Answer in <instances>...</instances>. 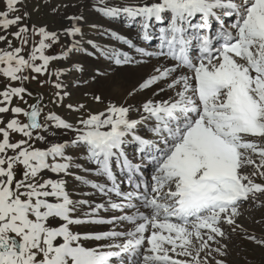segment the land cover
<instances>
[{"label":"snow or ice","instance_id":"obj_1","mask_svg":"<svg viewBox=\"0 0 264 264\" xmlns=\"http://www.w3.org/2000/svg\"><path fill=\"white\" fill-rule=\"evenodd\" d=\"M0 4V264H228L234 236L264 248L240 222L264 212V0H94L135 29L139 45L102 33L131 51L85 41L83 15L57 31L13 15L26 0ZM75 52L144 75L121 100L93 94L103 109L68 103L70 119L48 104L69 96ZM33 81L53 97L30 103Z\"/></svg>","mask_w":264,"mask_h":264},{"label":"rangeland","instance_id":"obj_2","mask_svg":"<svg viewBox=\"0 0 264 264\" xmlns=\"http://www.w3.org/2000/svg\"><path fill=\"white\" fill-rule=\"evenodd\" d=\"M67 4L68 7L65 8L64 5ZM44 5H50L45 7ZM54 5L58 8V11L53 13L51 11V6ZM93 5V4H92ZM91 3L87 4V0H26V9L21 8L20 12L14 13L13 15H23V12L27 10L30 13V19L32 24H45L50 29L59 31L62 27L70 26V22L66 19L67 15H83L84 20L81 21L84 40H91L98 43L100 46H113L117 48L123 47L117 41H114L102 33L106 29H113L111 24L105 19H102ZM3 9V5L0 4V10ZM24 23H29L26 19ZM93 25H101L100 28H94ZM125 21L121 20L119 22L120 28H125ZM15 31V28L12 29ZM128 38V37H127ZM137 43V41H135ZM140 44V41L138 42ZM62 45H66V38H62L61 43L54 46L52 52L59 54L62 51ZM84 47L88 49L89 53H94L95 50L92 49L87 43ZM96 55V60L95 56ZM100 61V62H98ZM64 66V71L68 74L63 78V83L65 84V90L69 92V96L65 98L63 106L57 107L52 104H48V108L57 112L58 114H66L70 119L77 118L76 114L69 112L66 109L68 103L74 105L79 103H84L87 108L98 110L103 109V104H96L92 95L95 94L94 89L96 86L100 87L107 84L110 81H114V87L117 86L119 89H123L126 84L118 78H113L117 74V70L120 66H117L110 61L98 56V54L88 55L81 52H75L71 54V59L67 62H60ZM73 63H78L83 66V71L77 73L75 70L69 72L67 65H72ZM54 69L57 68L56 64L52 66ZM119 67V68H118ZM44 79V78H41ZM53 80L55 77L52 78ZM27 87L33 91L34 97L29 101L30 103L35 102L36 96L43 95L45 97V102L53 97L56 91L51 85H46L40 87L35 81L27 84ZM126 88V87H125ZM115 90V88H114ZM123 99V96L119 100ZM23 107V105H21ZM47 111V109H46ZM45 176L50 175L48 173ZM91 178V177H90ZM77 182L70 180L68 184V189L71 191L76 189ZM83 188L77 189V191H83ZM88 199H100L99 197H86ZM245 213L240 219V222L249 229L254 230V234L260 236L264 232V227L260 224H256L253 220H259L264 212L255 210L252 207L247 209H242ZM230 256L228 258V264H264V248L257 247L246 240L241 239L240 236H234L233 242L230 245Z\"/></svg>","mask_w":264,"mask_h":264},{"label":"bare ground","instance_id":"obj_3","mask_svg":"<svg viewBox=\"0 0 264 264\" xmlns=\"http://www.w3.org/2000/svg\"><path fill=\"white\" fill-rule=\"evenodd\" d=\"M88 3H91V5H92V4H94V0H87V4ZM120 21L121 20H114L110 23L111 26L113 27V29L115 31H117L118 33L126 35V37H128L129 39H131L134 42L139 41L137 38L136 32H135V29L120 28L119 27ZM121 49L131 51L130 49H126L125 46L124 47L121 46ZM94 57H95V59L97 58L96 55ZM96 60H98V59H96ZM98 62H100V61H98ZM117 71H118L117 74L114 75L113 78L121 79L126 84V86H125L126 88L124 87L123 89H119V88H117V86L114 87V81H110L107 84H104L100 87H98V86L95 87L94 92L97 95L103 94L105 99H110L113 101L119 100V98L121 96H123V98H124L126 93L131 88H133V86H135L138 83V81L140 80V78L144 75L143 69L137 65L120 66V69H118ZM114 88H115V90H114Z\"/></svg>","mask_w":264,"mask_h":264}]
</instances>
